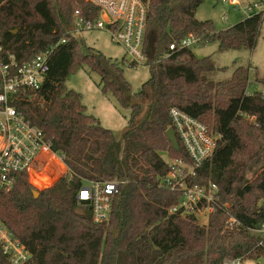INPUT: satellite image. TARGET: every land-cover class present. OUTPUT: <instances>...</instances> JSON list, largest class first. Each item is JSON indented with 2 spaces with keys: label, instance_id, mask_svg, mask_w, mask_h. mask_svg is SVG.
Wrapping results in <instances>:
<instances>
[{
  "label": "trees",
  "instance_id": "1",
  "mask_svg": "<svg viewBox=\"0 0 264 264\" xmlns=\"http://www.w3.org/2000/svg\"><path fill=\"white\" fill-rule=\"evenodd\" d=\"M202 3L149 1L145 49L152 44L153 51L147 52L145 64L151 76L132 96L124 75L125 57L113 60L75 36L76 12L96 19L99 8L94 3L0 0L2 56L12 53L23 62L51 51L42 91L28 90L29 98L15 104L43 131L51 152L68 167L43 151L32 168L33 182L50 185L61 176L58 180L38 189L30 173L21 171L14 174L11 190L0 189V219L31 251L33 257L27 264H223L227 258L260 264L264 244H259L253 229L264 220V92L247 93L251 66H237L229 78L215 80L219 70L215 60L199 57L192 47L180 44L192 34L203 43L218 42L220 51L254 50L264 14L217 30L212 20L197 18ZM84 65L99 74L104 93L113 94L121 106L131 110L128 127L120 137L77 110L66 119L64 112L52 108L50 92ZM254 73L264 85V74L257 68ZM1 85L0 77V89ZM43 91L47 110L32 103ZM173 107L221 135L212 158L189 179L219 187L217 205L204 225L196 214H169L181 194L159 181L170 170L169 159L189 161L181 140L177 151L166 134L172 126ZM90 137L98 138V147L83 156L78 150L80 142ZM52 161L53 169L43 175L41 166ZM90 179L122 181L106 223L96 224L91 207L77 199L79 189ZM227 203L241 221L234 228L226 224ZM0 264H11L1 251Z\"/></svg>",
  "mask_w": 264,
  "mask_h": 264
},
{
  "label": "built area",
  "instance_id": "2",
  "mask_svg": "<svg viewBox=\"0 0 264 264\" xmlns=\"http://www.w3.org/2000/svg\"><path fill=\"white\" fill-rule=\"evenodd\" d=\"M89 1L98 6L99 15L96 19H89L82 17L77 11L75 31L106 29L110 32L112 41L124 47L128 64H145L148 61L145 34L150 0ZM221 1L241 11L245 18L264 14V0H252L246 4L241 0ZM222 19L227 22L228 14L225 13ZM198 44H204L202 39L190 34L182 39L180 45L192 47ZM170 48L175 49V45ZM3 53L4 44L0 40V189L9 191L15 186L14 174L21 171L30 173L43 151H47L52 155V159L68 167L62 157L51 152L43 131L27 119L15 104L18 99L29 98L26 95L28 90H33L36 94L42 91L50 71L51 51L38 53L31 60L23 62H19L12 53L2 56ZM247 93L251 94L253 91L249 89ZM170 116L171 127L184 145L189 161L184 158L169 159L170 170L159 180L161 185L181 194L179 202L169 209V214L197 215L202 211H208L210 214L217 205L218 185L190 183L189 179L196 177L204 162L212 158L221 135L210 131L205 123L177 107L171 108ZM121 183L118 179H90L79 189L77 199L91 207L96 224L109 221L114 196L118 193ZM224 209L229 215L227 226H239L241 221L236 216L233 205L227 203ZM253 232L259 237V244H264V220ZM0 251L11 264H27L33 257L31 251L1 219ZM223 264H256V261L227 258Z\"/></svg>",
  "mask_w": 264,
  "mask_h": 264
},
{
  "label": "rangeland",
  "instance_id": "3",
  "mask_svg": "<svg viewBox=\"0 0 264 264\" xmlns=\"http://www.w3.org/2000/svg\"><path fill=\"white\" fill-rule=\"evenodd\" d=\"M241 1L246 4L248 1L252 0ZM225 13L229 16L227 22L222 19ZM196 16L202 21L212 20L217 30L225 29L245 19V15L241 11L235 10L232 5L223 3L221 0H203V3L197 10ZM75 36L83 40L87 46L102 52L106 57L119 61L124 57L126 58L124 47L113 42L110 32L106 29L77 30L75 31ZM192 49L199 57L211 56L215 60L216 65L219 67V70H217L214 75L215 80L229 78L237 66H251L250 79L253 82V85L250 86L251 91H264V85L256 81L254 73L257 68L260 74H264V20L261 27L260 39L254 50L220 51L218 42L214 41L194 45ZM124 75L131 85V93L133 96L150 78V67L146 64H137L135 66L126 64L124 66ZM51 85L53 84L51 83ZM55 87V90L51 91L49 94L51 100L50 104L58 113L64 112L66 119L75 115L77 110L81 112V115L87 118L88 121L96 122L106 128L112 129L118 137H120L128 127L131 110L121 106L113 94L104 93L102 91L99 74L91 71L87 65L73 72L68 79L57 83ZM32 103L37 107L47 110L46 107L49 102L43 91L40 96L32 99ZM98 143L99 140L95 137H90L87 140L83 139L80 142L78 150L83 156L88 155L92 152L93 147H98ZM85 146L86 148H84ZM164 157L167 159L166 154ZM53 160L55 161V159ZM54 163L55 162L52 161L51 164L42 165V174L46 175L47 171L53 169ZM59 164L61 163L59 162ZM60 177L61 176L56 180ZM33 178L34 176L32 177L30 174L31 183L38 189L47 186L43 184L37 185L33 182ZM209 215L208 211H202L197 213L196 216L198 217V222L204 225L207 224ZM228 221L229 216L226 224H228ZM258 262L264 264V257L259 259Z\"/></svg>",
  "mask_w": 264,
  "mask_h": 264
},
{
  "label": "water",
  "instance_id": "4",
  "mask_svg": "<svg viewBox=\"0 0 264 264\" xmlns=\"http://www.w3.org/2000/svg\"><path fill=\"white\" fill-rule=\"evenodd\" d=\"M152 51H153V45L150 44L148 49H147V52L151 53ZM166 134H167V137L170 140L171 144L173 145L174 149L179 151L180 150V143H179V140L176 136L175 130L171 127L167 130ZM34 195H35V197H37L39 195V191L34 190Z\"/></svg>",
  "mask_w": 264,
  "mask_h": 264
},
{
  "label": "crops",
  "instance_id": "5",
  "mask_svg": "<svg viewBox=\"0 0 264 264\" xmlns=\"http://www.w3.org/2000/svg\"><path fill=\"white\" fill-rule=\"evenodd\" d=\"M32 168H33V167H32ZM30 174H31V175H32V177H33L32 170H31ZM47 186H50V185H47Z\"/></svg>",
  "mask_w": 264,
  "mask_h": 264
}]
</instances>
